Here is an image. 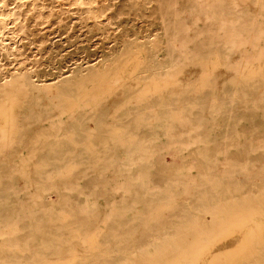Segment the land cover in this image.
<instances>
[{"label": "bare ground", "instance_id": "obj_1", "mask_svg": "<svg viewBox=\"0 0 264 264\" xmlns=\"http://www.w3.org/2000/svg\"><path fill=\"white\" fill-rule=\"evenodd\" d=\"M112 1L0 0V230L19 220L23 232L37 225L60 243L64 223L43 222L100 224L111 208L95 254L75 264H174L166 240L184 254L231 215L264 216V93L249 77L264 74V0ZM46 25L67 41H52ZM35 90L49 92L52 110ZM73 142L80 155L64 157ZM87 142L107 145L96 167L93 153L81 155ZM26 157L37 166L22 189ZM71 161L83 164L69 172ZM160 209L168 212L135 231ZM25 236L2 238L0 264H39L66 249L36 254ZM256 248L244 264H264Z\"/></svg>", "mask_w": 264, "mask_h": 264}, {"label": "rangeland", "instance_id": "obj_2", "mask_svg": "<svg viewBox=\"0 0 264 264\" xmlns=\"http://www.w3.org/2000/svg\"><path fill=\"white\" fill-rule=\"evenodd\" d=\"M107 1L108 0H98L99 3L107 2ZM64 2L66 3V1H64ZM112 2H114V0ZM246 3L247 2H245V4ZM75 23H78V20H76ZM105 24H107V22H105ZM42 30H43L44 34L50 35V39L54 42L56 41V42L65 43L67 41L68 35L65 33V31L63 29H57V28L52 29V28H49L48 25H46V26L42 27ZM98 43H99L98 40L97 41H96V39L93 40V44H92L93 49L98 46ZM108 43H110V41ZM110 46L114 47V46H116V44L112 43ZM32 50L35 54L38 53L37 48H34ZM68 51H70V50H68ZM78 59L81 60V62H83L84 67L88 66L87 62L89 60L82 61L84 59L83 57H78ZM90 60H95V57H93ZM95 63H96V65L98 64L97 61H94V62H91L90 65H92V64L95 65ZM69 65H70V63H69ZM255 71H257V70H255ZM68 75L70 76V74H68ZM249 77L252 78V80L255 79V81H254L255 86H257V89L259 91L264 93V80L260 79V77H262L264 79V74L260 75V74H257V72L256 73L253 72V74H251V76H249ZM97 83H98V81L96 83H92V84L89 83L88 85H86L87 87L85 86L86 90L82 89L81 93H83L84 96H86V94L87 95L92 94L93 89L95 91L97 90L96 89ZM93 86H94V88H92ZM85 87H83V88H85ZM85 92H87V93L85 94ZM33 95L40 102L42 109L50 110L52 108V101L49 98V92L35 90V91H33ZM6 121H5V118H3L2 124L0 123V129H5V127L7 125ZM210 139H211V137H210ZM87 143L83 144L84 151H82L83 153H81V155L88 156V155H91L93 153L92 157H94L95 159L97 157V159L96 160L94 159L92 161L91 165H92V167H96L99 164H101L103 161L100 158L101 156H100V153L98 152L99 151L98 148L102 147V148L106 149L107 145L106 144H104V145L98 144L97 145L94 142H93L94 145L92 144V142L91 143L87 142ZM95 144L99 147L96 148ZM79 147H80V144L75 143V142H73L72 144L70 143V144L66 145L63 149V156L64 157H69V156L71 157L72 155H75V154H76V156L80 155L79 149H78ZM94 149H95V151H94ZM69 150H70V152H69ZM159 154L162 156V158L168 164H172L176 161L175 155H174L173 151L170 149L166 150L165 148H160ZM120 157H123V155L120 154ZM96 161H98V162H96ZM33 162L35 163V160L33 159V157H26L25 160L20 162L21 178L18 179L19 180L17 183L18 188L23 189V187H24V189H28L29 186H32L31 185L32 180H30V179L31 178L33 179V177H31L30 174H31V172L35 173L34 169L36 168L35 166H37ZM76 163L77 162L74 163L73 161H71V163L69 162L65 166L69 167L70 170L69 169H67V170H69V172H70L72 165L74 168H76L79 165L83 164V163H80V164L79 163L76 164ZM36 164H37V162H36ZM260 174L264 175V171H261ZM32 184L34 185V181L32 182ZM178 189L180 192H183L184 186L182 184H178ZM52 196L54 198H56L57 193L56 194L53 193ZM99 203L101 205H105L104 201H102V200H100ZM110 204H111V202H110ZM171 207L172 206H170V208ZM140 210H141V208L139 207L138 211H140ZM113 211L114 210L111 208L106 209L105 220H101L100 224L96 223L97 225L93 224V222H91V219L83 220L84 222H82V223H84V224H82V223H77L76 220H72L70 217L60 218L61 220L60 219H57L54 221H50V220L47 221L46 220L47 222L46 221L43 222L44 220L42 221L43 222L42 225H46L47 227L50 225L49 224L50 222L59 223V224L64 223V224H60V226L63 227V230H64L63 233L67 234V235L65 236L64 234H61L59 236L67 239V240H65V241H67V243L65 241L60 242V243H58V241H56L55 243L52 242L51 241L52 237L55 235L57 237L58 236L57 233H53L54 234L53 235L50 232V230H47L44 232L35 230L37 225H35L34 230H31V231L29 230L27 232L26 231L23 232L22 230H20L21 228L19 227V224H18L19 220L7 221V224H8L7 226L9 228H12V229L9 230L10 233L9 232L7 233L6 231L0 230V245L3 244L2 243L3 237L20 238V237H22V236L24 237V235H26L25 237H27V241L33 246V248H35L36 250L38 249L37 251H35V253L40 254V253H42V251H40L42 247L49 251L51 244L61 245L63 243V245H64V247H66V249H64L63 251L62 250L61 251L56 250V252L53 251L54 255H52L51 257H52V259H54V263H52L53 260L51 259V257L49 255H47V256L41 255V256L37 257V260L40 261L38 263L39 264H50V262L52 261L51 264H56V262H57V264H75V262L83 261L84 258L86 259V258L91 257V253L95 254L94 251H96V249L99 246L98 238H101L105 229H107V225H106L105 221H107L109 219V217L111 215H113V213H114ZM167 212H168V210H166V209H160V210L152 211V213H153L152 216L146 218L145 221H143V222L140 221L139 227L135 228V231L146 229L152 222L156 221L157 218H159L161 215H163L164 213H167ZM259 212H258V210L257 211L250 210L248 214L246 213V214H243V215L241 214L238 216L231 215V217H227L226 220L218 223L219 229L217 231H212L205 236L199 235L198 241L195 245L191 246L192 242H190V243L186 242V248H188L189 250H186L187 253H184V254L174 252V250L172 249L171 242L169 244V240H166L165 245L171 251L170 253H171L172 257H170V258L173 260L174 264H244V261H246V259L248 258L249 255H253L254 253L256 254L259 252L256 247H264V216L261 214V211H259ZM204 215H205V219L207 222L211 220L210 214L206 213ZM202 219H203V216H202ZM72 221L76 222L75 225L73 224ZM67 223L72 224V225L66 226V225H68ZM82 225H84V226H82ZM53 226H55V225L53 224ZM35 231H37V232H35ZM46 232H48V233H46ZM30 233H32V234H30ZM18 235H20V236H18ZM28 235L31 237H29ZM71 235H72V237H71ZM95 236L97 239L95 238ZM33 237H35V240ZM135 237H138V234L133 233L129 236V238H131L132 240L135 239ZM39 238H40V240H39ZM90 238H93L92 241L95 244H93L92 241L90 242V240H91ZM45 240H47V241H45ZM123 240H127V237L125 235H123ZM229 242L233 243V244L228 246ZM64 243H66V244H64ZM93 245H95V246H93ZM225 245H226V247H224V248L220 247V246H225ZM58 249H61V248L58 247ZM15 251H19L21 253L26 252L20 248L16 249ZM152 251H150V253H152ZM61 252L64 253L63 256L61 255ZM64 256H66V258ZM4 260H3V258H1L0 261H4ZM94 262H96V261L94 260Z\"/></svg>", "mask_w": 264, "mask_h": 264}]
</instances>
